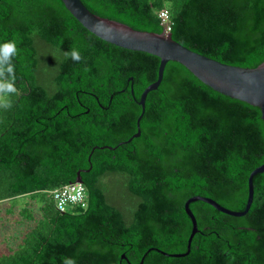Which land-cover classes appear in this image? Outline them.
Returning a JSON list of instances; mask_svg holds the SVG:
<instances>
[{
	"label": "trees",
	"instance_id": "16d2710c",
	"mask_svg": "<svg viewBox=\"0 0 264 264\" xmlns=\"http://www.w3.org/2000/svg\"><path fill=\"white\" fill-rule=\"evenodd\" d=\"M81 2L154 33L167 10L182 46L228 65L264 61V0ZM13 40L16 91L0 93V204L10 202L11 214L18 208L26 227L0 264H264V172L253 177L243 216L189 204L198 228L189 249L184 209L194 196L245 209L248 177L264 163L258 108L169 61L142 113L138 101L157 79L159 58L103 41L61 0H0V44ZM79 170L86 206L60 211L52 191Z\"/></svg>",
	"mask_w": 264,
	"mask_h": 264
},
{
	"label": "water",
	"instance_id": "95a60500",
	"mask_svg": "<svg viewBox=\"0 0 264 264\" xmlns=\"http://www.w3.org/2000/svg\"><path fill=\"white\" fill-rule=\"evenodd\" d=\"M61 1L67 11L86 30L103 41L124 49L145 52L159 58L157 79L144 89L138 101L142 108V113L144 112L147 94L156 90L160 85L167 62L174 61L184 66L201 83L213 91L258 108L264 124V61L252 68L224 64L182 46L172 39L170 32H165L164 29L161 33L139 31L124 23L100 17L90 12L81 0ZM142 113L136 122L138 130L132 137L140 135L139 123ZM106 148L111 147L106 146ZM80 172L81 170L77 172L75 182L83 183ZM263 172L264 163L250 173L248 177V197L243 211L229 210L216 201L202 196H194L186 201L184 209L192 222L188 249L190 248L192 237L198 231L197 222L189 208V204L200 200L222 213L236 217L243 216L247 213L253 201V177ZM181 255L183 254L175 256Z\"/></svg>",
	"mask_w": 264,
	"mask_h": 264
},
{
	"label": "built area",
	"instance_id": "2783aa9c",
	"mask_svg": "<svg viewBox=\"0 0 264 264\" xmlns=\"http://www.w3.org/2000/svg\"><path fill=\"white\" fill-rule=\"evenodd\" d=\"M165 32H170L167 10L159 13ZM53 200L58 210L65 211L70 206H86V190L83 183L72 182L52 191Z\"/></svg>",
	"mask_w": 264,
	"mask_h": 264
},
{
	"label": "clouds",
	"instance_id": "9594fccd",
	"mask_svg": "<svg viewBox=\"0 0 264 264\" xmlns=\"http://www.w3.org/2000/svg\"><path fill=\"white\" fill-rule=\"evenodd\" d=\"M17 54V47L15 41H6L0 44V76L7 73L8 76L4 79H0V93L8 94L14 93L15 88V75H14V65L11 62L13 56ZM71 57L74 60H80L81 56L79 51L73 50L71 52ZM4 106H9V101H4ZM65 264H76L73 259H66Z\"/></svg>",
	"mask_w": 264,
	"mask_h": 264
},
{
	"label": "rangeland",
	"instance_id": "374dc122",
	"mask_svg": "<svg viewBox=\"0 0 264 264\" xmlns=\"http://www.w3.org/2000/svg\"><path fill=\"white\" fill-rule=\"evenodd\" d=\"M9 206L10 202L8 201L0 204V256L7 252L8 240L19 236L26 227V224H20L21 217L17 214L19 209L16 208V211L11 214L8 210Z\"/></svg>",
	"mask_w": 264,
	"mask_h": 264
}]
</instances>
